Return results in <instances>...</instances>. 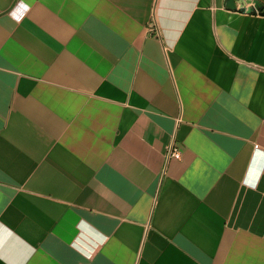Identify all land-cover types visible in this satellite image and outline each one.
<instances>
[{
	"label": "crops",
	"instance_id": "0c3cea01",
	"mask_svg": "<svg viewBox=\"0 0 264 264\" xmlns=\"http://www.w3.org/2000/svg\"><path fill=\"white\" fill-rule=\"evenodd\" d=\"M238 1L0 0V264H264Z\"/></svg>",
	"mask_w": 264,
	"mask_h": 264
},
{
	"label": "built area",
	"instance_id": "2783aa9c",
	"mask_svg": "<svg viewBox=\"0 0 264 264\" xmlns=\"http://www.w3.org/2000/svg\"><path fill=\"white\" fill-rule=\"evenodd\" d=\"M250 8V7H249ZM249 8H246L245 6H243V7H240L239 9H240V11L241 12H244V13H246V10L247 9H249ZM251 13H259V14H261L262 12L260 11V9L259 8H255ZM177 156V152L175 151V150H172L171 148L169 149V156Z\"/></svg>",
	"mask_w": 264,
	"mask_h": 264
},
{
	"label": "water",
	"instance_id": "95a60500",
	"mask_svg": "<svg viewBox=\"0 0 264 264\" xmlns=\"http://www.w3.org/2000/svg\"><path fill=\"white\" fill-rule=\"evenodd\" d=\"M244 2H248V3H250V2H253V5H254V7L255 8H258V5H257V2L256 1H249V0H239L238 1V3L241 5V7H243L244 6ZM253 11V8H249V9H247L246 10V13H251Z\"/></svg>",
	"mask_w": 264,
	"mask_h": 264
},
{
	"label": "trees",
	"instance_id": "16d2710c",
	"mask_svg": "<svg viewBox=\"0 0 264 264\" xmlns=\"http://www.w3.org/2000/svg\"><path fill=\"white\" fill-rule=\"evenodd\" d=\"M259 6H260V5H259ZM259 9H260L261 12H264L263 7L260 6Z\"/></svg>",
	"mask_w": 264,
	"mask_h": 264
}]
</instances>
